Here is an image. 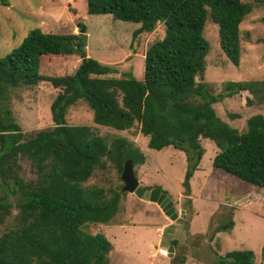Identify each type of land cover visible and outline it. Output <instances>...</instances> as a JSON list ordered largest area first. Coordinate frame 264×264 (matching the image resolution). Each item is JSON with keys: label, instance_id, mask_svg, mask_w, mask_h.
<instances>
[{"label": "trees", "instance_id": "1", "mask_svg": "<svg viewBox=\"0 0 264 264\" xmlns=\"http://www.w3.org/2000/svg\"><path fill=\"white\" fill-rule=\"evenodd\" d=\"M0 4L7 6L5 0ZM85 8L88 15L138 23L132 38L152 32L157 24L163 37L145 50L140 79L130 73L109 77L115 72L112 66L86 57L82 22L77 23L82 31L77 34L32 29L0 59V222L10 213L8 198H20L13 226L0 235V264L108 263L111 244L102 234L84 228L107 224L123 193L84 183L105 161L120 173L126 159L133 167L141 165L144 156L125 138L108 139L88 126L67 125L66 111L78 100L91 109L97 126L121 132L137 124L148 149L171 147L183 152V187L197 170L202 154L199 140L208 139L217 150L211 161L214 169L264 191V116L247 118L245 131L239 133L212 108L239 92L249 95L245 106L264 105V77L224 82L218 94L195 79L201 77L208 49L201 35L205 20L216 26L219 49L237 66L239 24L251 5L241 0H85ZM72 55L79 62L71 75L39 73L41 57ZM42 82L58 89L50 104L52 126L26 135L4 101L10 89ZM22 161L28 162L33 178L21 177ZM232 224L228 217L213 228L212 235L230 230ZM260 257L264 261V246ZM253 258L248 250L229 251L216 256L212 264H254ZM182 262L178 256L169 260Z\"/></svg>", "mask_w": 264, "mask_h": 264}, {"label": "rangeland", "instance_id": "2", "mask_svg": "<svg viewBox=\"0 0 264 264\" xmlns=\"http://www.w3.org/2000/svg\"><path fill=\"white\" fill-rule=\"evenodd\" d=\"M0 4V59L16 48L32 29L44 33L77 34L78 22L85 25V56L110 65L118 78L130 73L142 77L143 55L153 42L163 37L157 24L152 32L132 38L138 23L122 22L110 15H88L85 0H5ZM251 5V11L239 24L240 58L232 65L218 46L217 28L205 20L202 37L208 49L204 70L196 81L209 85L213 94L221 92L227 81H258L264 77V0H241ZM79 62L78 56H43L39 73L43 76L71 75ZM58 93L47 82L35 86L19 85L8 91L4 101L14 122L24 134L50 128V104ZM246 92L225 97L212 108L218 118L242 133L245 120L254 114L264 116V105L245 106ZM71 126H88L105 138L122 137L132 142L143 154L144 162L133 166L138 184L145 189L157 187L173 202L178 214L170 221L156 204L124 193L119 199L115 215L107 224H88L84 230L102 234L111 244L107 264H170L166 249L171 241L173 257L182 264H212L216 256L229 251H251L254 264H264L260 249L264 246V191L225 174L211 165L216 148L208 139H200L201 157L188 186H182L185 169L183 152L165 147L159 151L148 149L147 138L134 124L117 132L92 122V111L82 100L76 101L65 114ZM21 177L33 178L27 161L21 162ZM120 173L113 163L105 161L94 169L84 183L105 191H121ZM188 187L189 195L182 196ZM12 207L0 222V235L13 226L19 202L18 195L8 198ZM183 211L181 218L179 212ZM233 222L230 230L212 235L213 228L227 218ZM176 264V263H173Z\"/></svg>", "mask_w": 264, "mask_h": 264}, {"label": "water", "instance_id": "3", "mask_svg": "<svg viewBox=\"0 0 264 264\" xmlns=\"http://www.w3.org/2000/svg\"><path fill=\"white\" fill-rule=\"evenodd\" d=\"M80 33H82V31H80ZM119 179L122 183L121 192L133 194L138 199H144L148 202L156 204L162 214L170 221H175L178 218V214L174 209L173 202L170 200L167 194L160 192L157 187L145 189L138 184V181L133 173L132 161L130 159H126L122 163ZM188 195V187H185L182 196L187 197ZM179 215L181 218H183V211H180ZM166 252L167 258H172L173 246L171 244L167 247Z\"/></svg>", "mask_w": 264, "mask_h": 264}, {"label": "crops", "instance_id": "4", "mask_svg": "<svg viewBox=\"0 0 264 264\" xmlns=\"http://www.w3.org/2000/svg\"><path fill=\"white\" fill-rule=\"evenodd\" d=\"M172 245V244H171ZM169 246V245H168ZM173 257V256H172ZM169 259V258H168ZM171 259V258H170Z\"/></svg>", "mask_w": 264, "mask_h": 264}]
</instances>
